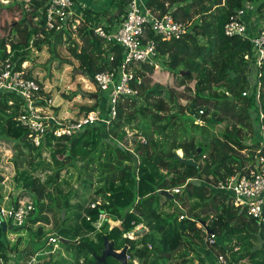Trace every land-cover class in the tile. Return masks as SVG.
Listing matches in <instances>:
<instances>
[{
	"label": "trees",
	"instance_id": "16d2710c",
	"mask_svg": "<svg viewBox=\"0 0 264 264\" xmlns=\"http://www.w3.org/2000/svg\"><path fill=\"white\" fill-rule=\"evenodd\" d=\"M246 1L257 3L256 12L264 14V0H146V5L160 14L171 9L174 18L190 22L180 38L162 39L149 33L156 40L158 62L171 72L173 81L152 83L151 78L159 76L158 69L133 66L130 86L136 94L118 99L116 116L107 126L96 121L72 136L47 134L45 143L35 146L17 119L21 97L0 93V141L12 151L11 185L13 190L22 189L21 196L34 206L24 225L16 228L38 223L35 229L30 224L27 229L34 241L40 240L47 233L43 224L49 223L45 211L62 212L54 229L67 257L39 264H121L111 257L97 261L104 237L115 250L128 246L127 264H175L174 253L186 246L193 252L211 248L234 264H264V207L263 220L254 218L245 208L232 204L230 192L214 187L232 175L247 174L258 158L264 157L260 132V123L264 124V63L255 66L252 81L250 40L223 31ZM44 3L11 0L19 9V18L10 21L7 33L0 37V65L8 60L14 69L25 70L22 64L31 60L32 46L36 50L45 46L59 59L58 49L67 44L91 80L98 71L119 69L121 47L93 30L102 15L108 22L106 29L119 22L127 0H112L110 7L99 10L84 7L78 36L67 28L48 29ZM65 63L72 64L69 59ZM25 75L32 77L30 72ZM40 94L44 96L41 90ZM143 100L145 103H140ZM99 103L95 97L91 105L81 107L79 117L94 110L106 116V107ZM225 119H231L230 123L216 134L215 125ZM178 149L184 158L193 152L197 165L174 157ZM45 151L47 159L42 157ZM61 171L75 177L81 188L62 179ZM4 179L0 172V183ZM175 188L178 192L172 191ZM91 189L92 197H81V191ZM165 190L168 193H163ZM11 197L17 204L18 197ZM100 214L118 220L119 225L109 228L104 222L101 230H96L92 222ZM180 215L185 216L179 219ZM201 222L206 231L198 225ZM138 224L147 229L136 233ZM2 227L0 257L7 260L11 249ZM130 232L140 237L130 238ZM209 233L216 238L207 247L203 240ZM38 247L40 243L34 242L32 248ZM205 256L209 261L197 255L196 263L212 264L214 255Z\"/></svg>",
	"mask_w": 264,
	"mask_h": 264
},
{
	"label": "built area",
	"instance_id": "2783aa9c",
	"mask_svg": "<svg viewBox=\"0 0 264 264\" xmlns=\"http://www.w3.org/2000/svg\"><path fill=\"white\" fill-rule=\"evenodd\" d=\"M44 2L45 23L48 29L54 26L56 29H77L80 25L82 13L75 1L44 0ZM249 4L246 1L242 7L236 10L235 14L224 24L223 31L227 36L240 35L248 38L253 49V64L260 67L264 63V20L254 35H247L243 15L246 13V7ZM189 24L188 21L174 18L171 9L160 14L147 6L143 0H127L125 11L120 21L114 24L115 26L106 29L104 26L107 27L108 24H102L94 28L95 34L105 41H112L119 45L123 52L122 61L117 71L115 69L98 71L93 76L92 81L99 88L98 90L108 93L106 116L102 117L100 110H94L86 116H81L78 120L72 121L60 119L55 114L44 113L43 104L37 103L39 99L46 102L40 94L42 87L39 82L34 77H27L24 70L14 69V65L8 60L0 65V93L11 92L21 97V113L17 119L20 125L29 131V138L35 146L44 144L47 134L72 136L86 125L96 121L107 126L116 116L118 99L121 96L136 94V89L130 86V81L135 75L132 67L148 65L153 66L154 69L163 68V65L157 60L156 40L151 38L149 33L151 32L162 39L180 38L187 31ZM245 57L247 58V55ZM258 98L259 92L257 90L256 99ZM199 113H202V110H199ZM260 132L264 138V124L261 123ZM214 187L230 192L231 201L235 207L245 208L247 214L263 220L264 157H259L255 167L251 168L247 174L232 175ZM172 191L178 192V188L172 189ZM17 204L18 206H12L13 203H9V206H3V203H0V226L5 225L8 229H12L24 225L34 206L30 201L18 202ZM183 216L185 215H180L179 219ZM198 225L201 226L200 223ZM203 229L205 230V227ZM215 238L213 233H209L203 241L207 247H210L215 242ZM56 240L59 241V237H50V241L56 242ZM40 254V251H35L26 264H37L39 262L37 257ZM10 259H12L10 264H18L19 257L12 255L11 252H8L7 260L0 257V264H9ZM212 264L234 263L227 256L216 253L212 258Z\"/></svg>",
	"mask_w": 264,
	"mask_h": 264
},
{
	"label": "rangeland",
	"instance_id": "374dc122",
	"mask_svg": "<svg viewBox=\"0 0 264 264\" xmlns=\"http://www.w3.org/2000/svg\"><path fill=\"white\" fill-rule=\"evenodd\" d=\"M75 1L76 6L80 8V12H82V9L85 6L90 7L88 1ZM94 1V8H98L97 10L104 7V0ZM249 6H251V8H248ZM248 7H246V13L243 15V19L249 13H256L257 3H251L248 5ZM76 13H78V11H76ZM261 15L264 16V14ZM16 17L17 19L19 18V9L16 8L14 4H11V0H0V37L7 33L8 29L6 28L8 27L9 22L15 21L14 19ZM100 17L101 20L98 25L107 24V21L103 19V15ZM248 27V35L250 36V34H252L253 32L250 21L248 22ZM67 29L74 32L73 35L78 36L77 29ZM76 40L78 43H81V41L79 42V37H77ZM30 56L31 60L24 62L22 64V67L25 68V72H30L32 77H34L38 82L41 83V91H43L44 93L43 98L46 100V102H43L44 107L42 108L44 113L51 115L55 114L60 119H69L75 121V119H79V115L81 114V107L91 105L94 102L95 97L98 98L100 105L107 107L108 93L106 91H99L94 85L93 81L86 75H84V73L82 72L81 64L78 60L75 59L71 48H69L67 44L58 49L59 59L53 58L45 46H43L41 50H36L32 46ZM68 59L71 60L72 64L65 63V60ZM251 70L252 81H254L257 70L255 64H253ZM158 73V77H153L154 79L151 78L152 83L156 81V83H160L163 85H165L166 83H172L173 76L171 72L167 70V68L164 69L161 67L160 69H158ZM185 102V100H181V103ZM140 103H145V101H140ZM230 121L231 119H229V121L225 119V121H223L221 124H216L214 127V132L218 134V131H222L226 124L230 123ZM197 122L203 123L199 119H197ZM128 136H130V133L128 134ZM23 151L24 153H27L26 149H23ZM181 151L182 150L180 149L177 150L178 153H181ZM191 154H193V152ZM11 155L12 151L10 150V148H7V143L0 141V172L5 177L4 181L0 183L1 203H3V206H9V202L13 203V199L11 197L12 195L18 197V202L30 201L28 197L21 196L22 189L13 190L12 188L11 177L14 170L12 163H10L9 161ZM48 155V152L45 151V153L42 154V157L47 159ZM183 157L185 156L183 155ZM37 174L41 178L44 177V174H42L40 171H38ZM61 175L62 179H70L72 183L71 185H73V187L80 185L79 181L75 180V177H70L68 172L61 171ZM96 187L97 184H95L92 189L94 190ZM92 189L84 191V193L81 191V197H84V199L85 196L92 197L94 195ZM12 206H18V204H14ZM45 213L48 216L49 223L43 224L47 233L45 237L41 238L40 240L34 241L31 238L29 230L27 229L29 224L31 227H33L32 229H35L38 223H27V225L25 226L26 228L15 227L12 229H8L5 225H3L2 230H5V237L9 242V247L11 249L9 252H11L12 255L19 257L18 264H26L35 251L41 252L40 256L37 257V260L39 261H37L38 263L43 262L44 260L49 258L62 261V258L67 257L65 249L62 247L58 240H56V242L50 241V237H58L56 230L54 229V223L56 220L60 221V219H62V212L59 213L57 211H54V209H48L45 211ZM104 222H106L109 228L115 225H119L120 223L118 220L116 221L111 218H107L106 214H102L92 222V225L96 228V230L100 231ZM139 229H143L145 231L147 227L142 224H138L135 227L136 233L137 231H139ZM144 231L141 230L139 231V233ZM127 236L134 239H138L140 237V235H134L133 232H130L129 234H127ZM33 241L38 244L40 243V247L33 249ZM184 253L186 254L184 255ZM209 253L213 255L216 254V252H214L211 248L209 251H205L204 249H202V247L197 248V252H195L194 254V252L190 251L188 246H186L185 250L183 248L178 249L174 253L173 259L176 261L175 264H181V262L185 259H187V261L190 259V262L196 263L195 260L197 261V259L193 260L194 257H197V255H201L202 257H204L205 255H209ZM205 259L206 261H209L208 256H205ZM10 261H12V259L9 260V264ZM135 264H138V262H135Z\"/></svg>",
	"mask_w": 264,
	"mask_h": 264
},
{
	"label": "water",
	"instance_id": "95a60500",
	"mask_svg": "<svg viewBox=\"0 0 264 264\" xmlns=\"http://www.w3.org/2000/svg\"><path fill=\"white\" fill-rule=\"evenodd\" d=\"M96 88L99 89L98 87H96ZM199 151H200V148L198 147L197 153ZM174 157H176L177 159H179L181 161H184L185 163H187L189 165H194V166L197 165V163L193 160V154H190L187 158H184L182 151H181V153H178L177 150H175ZM163 193L166 194V193H168V191L165 190V191H163ZM200 225L203 226L204 224L201 222ZM141 230L143 231V229H139V231H141ZM139 231H137V233H139ZM127 248H128V246L124 245L122 247V249L119 252H117L115 249H113L112 242L109 241L107 239V237H104L101 255L97 256V261L98 262H104L107 257H111V258L117 260L121 264H127V262H128ZM37 264H39V263H37Z\"/></svg>",
	"mask_w": 264,
	"mask_h": 264
},
{
	"label": "crops",
	"instance_id": "0c3cea01",
	"mask_svg": "<svg viewBox=\"0 0 264 264\" xmlns=\"http://www.w3.org/2000/svg\"><path fill=\"white\" fill-rule=\"evenodd\" d=\"M84 1H88L89 2V6L93 9L94 8V5H95V1L94 0H84ZM111 1L112 0H104V7H103V9H105V8H107V6H109L110 7V5H111ZM145 3H146V0H143ZM75 3H76V1H75ZM85 7H88V6H85ZM89 7V8H90ZM108 7V8H109ZM94 9H98V8H94ZM122 16V15H121ZM103 19H105L106 20V18H103ZM244 22H245V24H246V28H247V30H249V27H248V22L250 21L251 22V27H252V29H253V32H252V34H250V36H252V35H254L259 29H260V27H261V25H262V23H263V20H264V17H262V15L261 14H259L258 12H256V13H249V14H247L246 15V17H244ZM107 21V20H106ZM116 21H114L113 23H115ZM107 24H108V22H107ZM115 26V25H114ZM10 203V202H9ZM144 231V230H143ZM191 253V252H190ZM194 254H195V252H194ZM197 257H194L193 258V260H195ZM204 258H205V256H204ZM187 260V259H186ZM206 260V259H205ZM195 262H196V260H195ZM185 263H189V264H197V263H192V262H190V261H188V262H185ZM184 263V264H185Z\"/></svg>",
	"mask_w": 264,
	"mask_h": 264
},
{
	"label": "clouds",
	"instance_id": "9594fccd",
	"mask_svg": "<svg viewBox=\"0 0 264 264\" xmlns=\"http://www.w3.org/2000/svg\"><path fill=\"white\" fill-rule=\"evenodd\" d=\"M248 2V1H247ZM251 4V3H250ZM244 21V20H243ZM247 29V28H246ZM202 226V225H201ZM121 250V249H120ZM120 250H116L117 252H119Z\"/></svg>",
	"mask_w": 264,
	"mask_h": 264
}]
</instances>
